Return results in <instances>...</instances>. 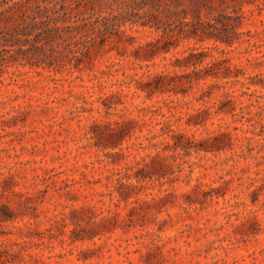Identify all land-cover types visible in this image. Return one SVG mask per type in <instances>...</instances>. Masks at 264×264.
Masks as SVG:
<instances>
[{
    "label": "rangeland",
    "instance_id": "obj_1",
    "mask_svg": "<svg viewBox=\"0 0 264 264\" xmlns=\"http://www.w3.org/2000/svg\"><path fill=\"white\" fill-rule=\"evenodd\" d=\"M235 4L244 17L233 46L180 39L141 67L133 50L161 32L128 26L136 39L123 54L114 48L82 70L24 72L0 86V204L15 214L0 221V264H264V127L241 112L264 102V0ZM194 46L230 58L243 69L239 81L209 77L185 93L152 96L131 81L191 71L172 61ZM227 93L237 115L219 110ZM112 94L118 103L109 114L103 100ZM190 114L201 123L189 124ZM131 118L136 128L120 146L95 145L93 125ZM163 125L186 133L193 147L141 161L166 173L159 179H128L137 170L129 166L150 152L141 147L145 135ZM254 129L250 140L235 138ZM221 131L232 134L225 148L196 149ZM118 178L137 185L127 199L115 188Z\"/></svg>",
    "mask_w": 264,
    "mask_h": 264
},
{
    "label": "trees",
    "instance_id": "obj_2",
    "mask_svg": "<svg viewBox=\"0 0 264 264\" xmlns=\"http://www.w3.org/2000/svg\"><path fill=\"white\" fill-rule=\"evenodd\" d=\"M237 1L0 0V86L17 82L18 77L24 72L35 71L43 74L44 71L55 73L63 70L72 71L74 68L82 70L90 67L94 60L114 48L123 54L125 51L122 49L127 50L136 39L128 33V26L131 29L136 26L138 31L141 28L161 32L160 37L133 50V55L141 67L149 68V62L154 61L158 55L171 51L172 47H177L180 39H195L197 42L214 39L233 46L243 33L238 32V28L243 24L244 12H240V7H236ZM231 63L228 57L215 56L203 47L194 46L186 54L177 56L172 61L174 66L187 69L192 67L191 71L183 75L172 74L170 71L154 72L148 73L146 80L138 77L131 81H135L137 87L147 91L149 96L162 90L177 88L185 93L187 90L183 88H189L194 82L209 77L226 79V83L239 81L238 77L244 73L243 69ZM19 66H29V69L22 71ZM7 79H10L9 82ZM216 86L220 85L212 83L208 88ZM206 92L207 94L203 96L211 93ZM226 96L229 98L225 102L227 104L221 102L219 110L237 115L235 101L230 98L233 95L227 93ZM116 97V94H112L103 100L105 111L109 114L110 109L118 103L114 100ZM255 103L260 110L253 111L251 107L255 106ZM241 110L242 118L249 122L255 119L264 127V102L251 101L242 106ZM197 114H190L192 118L189 119V124L201 123L195 119ZM144 124H147V120H144ZM135 128L136 121L133 118L93 125L95 145L118 147L124 139L132 135ZM160 130L159 134L145 135L148 144L141 147L150 149V152L129 166V170L135 167L137 170L129 174L128 179L134 175L136 181L141 183L153 179L155 174L159 179L166 173L146 168L147 163L140 167L141 161H145L147 157L155 160L161 156V151L165 148H172L175 151L182 148L188 152L193 147V140L186 133L165 125L161 126ZM248 131L252 133L251 136L236 134L235 138L239 141L250 140L255 134H259L255 129L245 130ZM158 137L161 139L155 141ZM231 137L230 131H221L196 149L205 151L223 149L226 138ZM117 180L119 185L115 188L119 196L127 199L137 185L131 181H123L122 178ZM14 216L7 204H0V221L11 220Z\"/></svg>",
    "mask_w": 264,
    "mask_h": 264
}]
</instances>
